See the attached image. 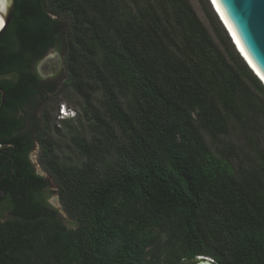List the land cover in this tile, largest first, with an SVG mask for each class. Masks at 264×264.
I'll return each mask as SVG.
<instances>
[{
  "label": "trees",
  "instance_id": "16d2710c",
  "mask_svg": "<svg viewBox=\"0 0 264 264\" xmlns=\"http://www.w3.org/2000/svg\"><path fill=\"white\" fill-rule=\"evenodd\" d=\"M202 1L210 30L188 0H14L0 37V264H264V180L236 175L204 141L244 119L255 93L264 101V85ZM50 50L61 90L99 94L97 136L71 138L79 167L56 161L36 115L54 89L36 69ZM33 136L73 229L46 203ZM167 222L168 238L151 233Z\"/></svg>",
  "mask_w": 264,
  "mask_h": 264
},
{
  "label": "rangeland",
  "instance_id": "374dc122",
  "mask_svg": "<svg viewBox=\"0 0 264 264\" xmlns=\"http://www.w3.org/2000/svg\"><path fill=\"white\" fill-rule=\"evenodd\" d=\"M188 1L197 17L210 30L208 23L210 14L207 6L202 0ZM125 2H128V0H125ZM209 4L218 18L210 1ZM218 20L220 21L219 18ZM220 23L223 26L221 21ZM223 28L225 29L224 26ZM225 31L227 32L226 29ZM36 69L44 79L51 80L54 84L53 92L49 93L47 98L39 104L36 110V115H40L42 111L46 114L47 123L45 130L53 142L52 154L60 165L82 166L86 163L87 158L79 154L73 146L71 138L78 137L85 139L87 142H92L97 136L98 132L94 127L96 122L94 112H102V108L98 105L97 100L99 94H95L92 104H89L73 87L61 90L63 83L62 76L64 74L63 56L61 53L50 50L37 64ZM259 81L261 82V80ZM254 96L248 102L249 106L245 105L244 107V111L246 109L244 119H232L228 123L226 133H221L217 136L204 133V141L208 149L217 158L229 163L236 175L240 176L250 171H256L264 180V108H262L264 107L262 105L264 101L258 93H255ZM60 104H64L67 108L72 109L75 114L74 117L61 121L58 117ZM30 158L36 170L46 178L47 175L38 164L40 162L39 152L34 150L30 154ZM41 162L46 163V159H42ZM115 162L116 157L113 154L108 155L104 159L96 162V172H108ZM47 178L49 185L45 190V194L48 202L57 211V217L63 225L69 229L75 228L76 223L66 214L60 204L51 178L48 176ZM8 217L7 211L0 205V220H5ZM170 231L171 225L167 222L166 224H161L158 228H154L151 233L153 235L159 233L163 240L171 235ZM152 263L154 262L150 261L147 264ZM157 264H161V262L159 261Z\"/></svg>",
  "mask_w": 264,
  "mask_h": 264
},
{
  "label": "water",
  "instance_id": "95a60500",
  "mask_svg": "<svg viewBox=\"0 0 264 264\" xmlns=\"http://www.w3.org/2000/svg\"><path fill=\"white\" fill-rule=\"evenodd\" d=\"M213 1V0H212ZM210 0V2L212 3ZM221 9L224 11L229 23L232 25L241 45L249 55L252 62L264 76V0H217ZM212 7L214 8L213 4ZM14 10V0H0V37L5 32ZM215 10V8H214ZM216 12V10H215ZM217 13V12H216ZM220 13H217V15ZM219 17V15H218ZM220 21L224 25V21ZM224 22V23H223ZM226 25V23H225ZM224 25V26H225ZM227 26V25H226ZM226 28V27H225ZM228 28V27H227ZM226 28V30H227ZM229 29V28H228ZM227 30L232 43L233 39ZM236 47V45H235ZM240 56L256 76L264 84V81L248 63L247 59L236 47ZM1 104L4 91L0 88ZM186 264H214L211 259L199 256L194 262Z\"/></svg>",
  "mask_w": 264,
  "mask_h": 264
},
{
  "label": "bare ground",
  "instance_id": "6f19581e",
  "mask_svg": "<svg viewBox=\"0 0 264 264\" xmlns=\"http://www.w3.org/2000/svg\"><path fill=\"white\" fill-rule=\"evenodd\" d=\"M213 3L215 4V7L218 11V13H220L219 15L221 16V18L223 19V21L226 23V25L224 27H228L227 30H230L231 34H232V38L233 41L236 42V45L238 46V48L240 49L241 53H243V55L245 56V58L247 59L248 63L251 65V67L256 71V73L261 77V79L264 81V76L261 74V72L258 70V68L255 66V64L252 62V60L250 59L249 55L247 54V52L245 51V49L243 48V46L241 45L232 25L229 23L227 17L224 14V11L221 9L220 5L218 4L217 0H213ZM212 4V3H211ZM225 28V29H226ZM260 80V79H259Z\"/></svg>",
  "mask_w": 264,
  "mask_h": 264
},
{
  "label": "flooded vegetation",
  "instance_id": "af4514ba",
  "mask_svg": "<svg viewBox=\"0 0 264 264\" xmlns=\"http://www.w3.org/2000/svg\"><path fill=\"white\" fill-rule=\"evenodd\" d=\"M32 138H33V140H36V141H34V143H32L31 150H30L29 153H28L29 160H31V158H30V154H31L34 150H37V151L39 152V155H40V147H39V143H38L37 139L34 138V136H33ZM34 170H35V173L40 174V173L36 170V168H35ZM43 171H44L45 174L49 177V175L47 174V172H46L44 169H43ZM47 176H46V178H45V181H46V187L49 185V180H48ZM46 203H47V205H48L49 207L52 208V206H51L50 203L48 202V198H47V197H46ZM7 214H8V216L10 215L8 211H7Z\"/></svg>",
  "mask_w": 264,
  "mask_h": 264
},
{
  "label": "built area",
  "instance_id": "2783aa9c",
  "mask_svg": "<svg viewBox=\"0 0 264 264\" xmlns=\"http://www.w3.org/2000/svg\"><path fill=\"white\" fill-rule=\"evenodd\" d=\"M72 109L67 108L64 104H60L58 108V117L59 119L71 118L74 117Z\"/></svg>",
  "mask_w": 264,
  "mask_h": 264
},
{
  "label": "clouds",
  "instance_id": "9594fccd",
  "mask_svg": "<svg viewBox=\"0 0 264 264\" xmlns=\"http://www.w3.org/2000/svg\"><path fill=\"white\" fill-rule=\"evenodd\" d=\"M210 1V0H209ZM212 1V0H211ZM211 3V2H210ZM212 4H213V6H214V8L216 9V7H215V4L213 3V1H212ZM219 18V17H218ZM229 35V34H228ZM230 37V36H229ZM235 46V45H234ZM238 47V46H237ZM236 48V47H235ZM240 50V49H239ZM239 53V52H238ZM248 66V65H247ZM251 69V68H250ZM252 70V69H251ZM254 73V72H253ZM255 74V73H254ZM256 75V74H255Z\"/></svg>",
  "mask_w": 264,
  "mask_h": 264
}]
</instances>
